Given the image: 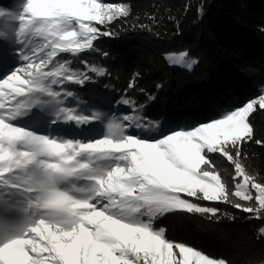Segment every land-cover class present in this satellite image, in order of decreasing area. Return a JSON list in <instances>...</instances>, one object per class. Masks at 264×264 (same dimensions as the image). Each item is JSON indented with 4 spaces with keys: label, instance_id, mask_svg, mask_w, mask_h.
Here are the masks:
<instances>
[{
    "label": "snow or ice",
    "instance_id": "6c2138e0",
    "mask_svg": "<svg viewBox=\"0 0 264 264\" xmlns=\"http://www.w3.org/2000/svg\"><path fill=\"white\" fill-rule=\"evenodd\" d=\"M128 15L127 5L104 0H23L19 11L0 10V41L17 45L19 60L0 78V264H227L169 240L156 219L173 211L216 217L219 210L200 200L264 218V183L241 163L264 91L211 122L168 132L138 114L66 104L75 93L59 90L65 82L84 86L93 82L89 73L103 77L107 69L81 60L86 71H79L64 56L97 51L95 41L111 35L102 27ZM165 59L188 69L197 63L187 51ZM120 103L136 113L133 101ZM34 109L51 119L20 126ZM61 123H99L104 131L77 139L38 128ZM209 153L234 166L232 189ZM259 231L264 236V227Z\"/></svg>",
    "mask_w": 264,
    "mask_h": 264
},
{
    "label": "trees",
    "instance_id": "16d2710c",
    "mask_svg": "<svg viewBox=\"0 0 264 264\" xmlns=\"http://www.w3.org/2000/svg\"><path fill=\"white\" fill-rule=\"evenodd\" d=\"M17 1L0 0V10L16 11ZM104 2L127 5L129 15L102 27L111 35L95 41L97 51L80 57L64 56L79 71H86L81 60L107 69L103 77L89 73L93 82L84 86L65 82L59 90L75 93V99L66 101L68 106L98 107L108 114L123 116L132 108L120 101L129 99L138 115L178 130L216 119L224 110L242 106L263 91L264 0ZM0 45L2 78L13 68L15 56L10 43L0 41ZM180 51H187L198 61L192 72L173 67L165 59L166 54ZM40 118L51 119L34 109L31 116L17 123L34 126ZM250 122L254 135L242 144L241 163L248 174L264 183V110L252 113ZM38 128L42 133L77 139L99 137L104 131L99 123L78 130L63 123L47 127L40 124ZM208 157L232 189L234 166L219 153H209ZM195 202L217 208V216L173 211L158 217L155 227L164 228L169 240L227 264H264V236L259 231L264 227V218L256 219L255 214L245 213L231 203ZM240 202L254 205L253 201Z\"/></svg>",
    "mask_w": 264,
    "mask_h": 264
},
{
    "label": "rangeland",
    "instance_id": "374dc122",
    "mask_svg": "<svg viewBox=\"0 0 264 264\" xmlns=\"http://www.w3.org/2000/svg\"><path fill=\"white\" fill-rule=\"evenodd\" d=\"M23 3V0H18L17 1V9H16V11H19V9H20V5ZM16 11H14V12H16ZM12 46H13V49H15L16 47H17V45H15V44H11ZM15 56V55H14ZM166 56V55H165ZM196 60V59H195ZM197 61V60H196ZM14 66H13V68L15 67V66H17L18 65V63H19V60H18V58L15 56L14 57ZM197 63H198V61H197ZM197 63L191 68V69H188V68H185V67H180V66H178V65H172V64H170L171 66H173V67H178V68H180V69H182V70H186V71H189V72H192L194 69H195V67L197 66ZM12 68V69H13ZM263 91H264V89H263ZM133 110V109H132ZM131 110V112H127V115H133V114H137V113H133V111ZM226 111H228V110H224L222 113H221V115L218 117V118H220L223 114H224V112H226ZM218 118H216V119H218ZM213 120H215V119H213ZM212 121V120H211ZM211 121H209V122H211ZM69 125V127L71 128V129H77L78 130V128H80V127H77V126H75V125H73V124H68ZM82 127H84V128H86V126H82ZM90 129H92V128H90ZM172 129L170 128V127H163V132H168V131H171ZM130 131H132L133 133H135V134H137V135H140V136H144V137H148V136H159L160 135V133L159 132H154V133H144V132H142V131H140L139 129H130ZM89 132H92V130H89ZM189 199H192V198H189ZM197 203H199L200 205H202V203L201 202H197Z\"/></svg>",
    "mask_w": 264,
    "mask_h": 264
}]
</instances>
